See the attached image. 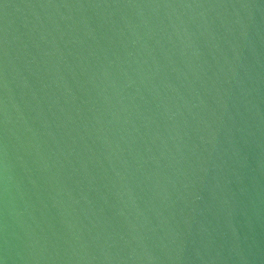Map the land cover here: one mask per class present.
<instances>
[{
  "label": "water",
  "instance_id": "95a60500",
  "mask_svg": "<svg viewBox=\"0 0 264 264\" xmlns=\"http://www.w3.org/2000/svg\"><path fill=\"white\" fill-rule=\"evenodd\" d=\"M0 264H264V0H0Z\"/></svg>",
  "mask_w": 264,
  "mask_h": 264
}]
</instances>
